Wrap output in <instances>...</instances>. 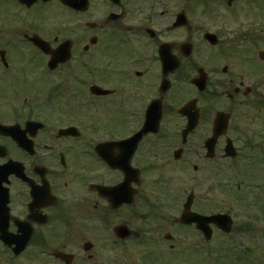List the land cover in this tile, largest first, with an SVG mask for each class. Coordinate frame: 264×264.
I'll return each mask as SVG.
<instances>
[{
	"label": "flooded vegetation",
	"instance_id": "af4514ba",
	"mask_svg": "<svg viewBox=\"0 0 264 264\" xmlns=\"http://www.w3.org/2000/svg\"><path fill=\"white\" fill-rule=\"evenodd\" d=\"M226 240L264 264V0H0V264Z\"/></svg>",
	"mask_w": 264,
	"mask_h": 264
},
{
	"label": "rangeland",
	"instance_id": "374dc122",
	"mask_svg": "<svg viewBox=\"0 0 264 264\" xmlns=\"http://www.w3.org/2000/svg\"><path fill=\"white\" fill-rule=\"evenodd\" d=\"M5 3H8V2H5ZM16 8H18L17 6H16ZM13 10H15V5H13L12 7H11V5H5V6H2V8H1V14L3 13V15H2V17H1V19H3L4 21H10L11 19H13V17H14V12H13ZM55 12H52V14H54V15H58L59 14V11H56V9L54 10ZM6 15H8L9 17H7ZM167 173V172H166ZM228 240H226V241H224V245H216V247H213L214 249H221L219 252L216 250L215 252H216V255H227V254H231V251H233L234 250V248L231 246V245H228ZM243 243H244V245L246 246V247H251V248H255L254 246H259V245H263L262 244V240L261 239H259L258 241H255L254 242V239H251V240H247V239H245L244 241H243ZM242 247H243V249H245L246 247L245 246H243V245H241ZM256 249V248H255ZM256 252H257V249H256V251L255 252H253L252 254H256ZM158 254H160V253H158ZM162 255V254H161ZM197 255V254H196ZM195 255V256H196ZM249 255H251V254H249ZM260 257H262V256H260ZM264 257V256H263ZM220 259L223 261L222 263H224V264H227V263H230V262H233V264H236V261H232V257H227V258H225V257H220ZM251 259H253V257L251 258ZM250 259V260H251ZM258 258H256L255 259V261L257 260ZM249 260V261H250ZM249 261L247 260L246 261V263H249ZM245 263V264H246ZM190 264H195V262L193 263L192 261H190ZM241 264H244V263H241Z\"/></svg>",
	"mask_w": 264,
	"mask_h": 264
}]
</instances>
